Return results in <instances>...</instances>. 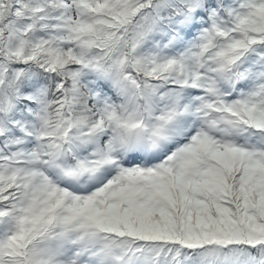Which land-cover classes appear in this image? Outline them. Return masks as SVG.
<instances>
[{
	"label": "snow or ice",
	"instance_id": "1",
	"mask_svg": "<svg viewBox=\"0 0 264 264\" xmlns=\"http://www.w3.org/2000/svg\"><path fill=\"white\" fill-rule=\"evenodd\" d=\"M0 264H264V0H0Z\"/></svg>",
	"mask_w": 264,
	"mask_h": 264
}]
</instances>
